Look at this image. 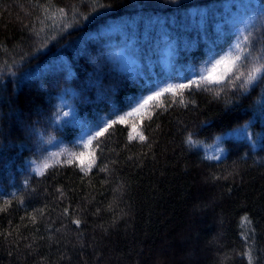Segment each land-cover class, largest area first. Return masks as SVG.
I'll return each mask as SVG.
<instances>
[{"label": "trees", "instance_id": "trees-1", "mask_svg": "<svg viewBox=\"0 0 264 264\" xmlns=\"http://www.w3.org/2000/svg\"><path fill=\"white\" fill-rule=\"evenodd\" d=\"M244 12L264 40V0H0V264H264V76L165 93L74 143L200 75Z\"/></svg>", "mask_w": 264, "mask_h": 264}, {"label": "snow or ice", "instance_id": "snow-or-ice-1", "mask_svg": "<svg viewBox=\"0 0 264 264\" xmlns=\"http://www.w3.org/2000/svg\"><path fill=\"white\" fill-rule=\"evenodd\" d=\"M60 12L63 13L64 10L60 9ZM255 43H264V40H256ZM255 43L252 36V29L247 31V34H243L238 38L237 43L234 45V50L238 53L233 56L230 52L228 55L222 56L219 59L213 58L208 63L210 67L206 69L204 73L200 75L199 81H190L187 84H177V85H170L164 89L156 91L154 94L147 96L146 98H142V100H135L132 104V111L128 112L126 116H117V119L111 121L106 126L101 125L96 130L95 136L92 135L91 131H85V137H91L87 139L84 147L87 148L89 145L92 144L93 140L97 137L102 136L104 132L111 128L113 124L116 123H123L129 116H132L134 113H139L142 109H144L150 102L158 101L161 96L165 93H172V94H181L185 89L191 88L193 85L199 87L203 83L208 84H220L223 83L225 78L228 77L230 74L233 75V79L229 81V83H234L235 81H239L243 78V83L241 87L244 88L247 85L253 83L258 78L264 76V51L261 52L259 57L253 58V51L255 50ZM241 61H251V67L247 69V72L239 70L242 67ZM222 69V70H221ZM236 69L237 73L233 74V70ZM183 101L181 100V103ZM155 106V105H153ZM65 116L68 113H64ZM75 121V117H73V121H68V123H72ZM140 140H144L145 137L141 134L139 136ZM58 155V154H53ZM79 155H83L80 153ZM71 157L75 158L77 156L76 153H71ZM51 165L48 162H45L40 168L37 169L39 174H43V170L50 167ZM246 219V218H245ZM73 223L79 225L80 221L75 220ZM249 264H252L251 254L247 253Z\"/></svg>", "mask_w": 264, "mask_h": 264}, {"label": "rangeland", "instance_id": "rangeland-1", "mask_svg": "<svg viewBox=\"0 0 264 264\" xmlns=\"http://www.w3.org/2000/svg\"><path fill=\"white\" fill-rule=\"evenodd\" d=\"M255 19V13L253 12H244L243 15L239 16L232 24V32L235 34V42L233 43L232 47L230 49H228L226 52L220 54V55H215L212 56L208 59V61L205 63L204 67L201 70V73H204L206 71L207 68L210 67V64L208 63L210 60H212L213 58L215 59H219L222 56L228 55L230 52L234 55L238 54L235 50H234V45L235 43H237L238 38L245 34V32L247 31V29L253 24ZM112 58L113 60L118 64V66L123 69V70H127V71H133L135 72V70L137 69V61L132 58L130 55H128L124 49H117L113 52L112 54ZM169 58V50L165 49L164 53H162V60L164 63V66L166 67V69L168 68L167 65V60ZM222 70V69H221ZM200 75L197 74H192L189 76V80L192 81H196L198 79H200ZM226 79V78H225ZM180 82H183L180 80ZM179 82H175L173 80H166L163 81L162 83H156L153 88L150 89V91L143 96L142 98H146L149 95L154 94L156 91L164 89L170 85H176ZM142 98H140L139 100H142ZM60 108H61V115H60V119L62 122H65V124L68 125H72L74 122L72 123H68V121H73V117H74V113L72 111V107L67 103V101L63 100L60 103ZM146 108V107H145ZM144 108V109H145ZM144 109H142L139 113H134V115H138L140 114ZM64 113H68L67 116L64 115ZM110 120L109 119H105L104 121H102V123L99 125H103V124H107L109 123ZM98 129V126H92V127H83L80 131V134L75 138L74 143L84 147L85 143L87 142V139H90L91 137H85L84 136V132L85 131H91L92 135L95 136L96 130ZM159 259V258H158ZM157 259V260H158Z\"/></svg>", "mask_w": 264, "mask_h": 264}]
</instances>
